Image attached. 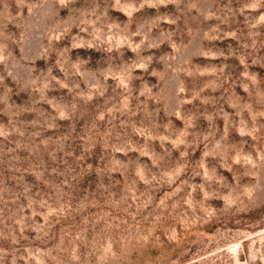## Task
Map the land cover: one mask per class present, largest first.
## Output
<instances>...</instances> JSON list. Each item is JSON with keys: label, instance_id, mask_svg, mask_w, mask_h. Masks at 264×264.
<instances>
[{"label": "rangeland", "instance_id": "374dc122", "mask_svg": "<svg viewBox=\"0 0 264 264\" xmlns=\"http://www.w3.org/2000/svg\"><path fill=\"white\" fill-rule=\"evenodd\" d=\"M0 264H264V0H0Z\"/></svg>", "mask_w": 264, "mask_h": 264}]
</instances>
